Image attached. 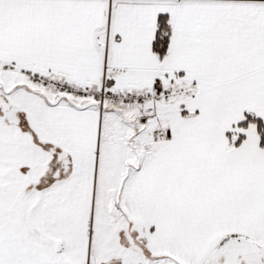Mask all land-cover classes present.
Masks as SVG:
<instances>
[{
	"label": "snow or ice",
	"instance_id": "obj_1",
	"mask_svg": "<svg viewBox=\"0 0 264 264\" xmlns=\"http://www.w3.org/2000/svg\"><path fill=\"white\" fill-rule=\"evenodd\" d=\"M0 264H264V0H0Z\"/></svg>",
	"mask_w": 264,
	"mask_h": 264
}]
</instances>
